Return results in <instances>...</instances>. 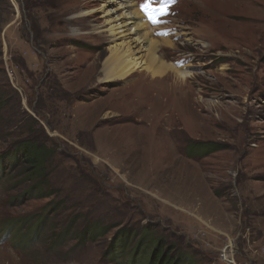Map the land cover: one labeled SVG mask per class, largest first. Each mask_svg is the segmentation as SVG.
<instances>
[{"label": "rangeland", "instance_id": "374dc122", "mask_svg": "<svg viewBox=\"0 0 264 264\" xmlns=\"http://www.w3.org/2000/svg\"><path fill=\"white\" fill-rule=\"evenodd\" d=\"M137 3L0 0V155L53 152L45 180L16 183L21 162L0 184V264H125L139 237L135 264L156 243L183 264H264V0L179 2L160 55L186 60L183 88L141 72ZM117 51L138 69L106 82ZM195 142L223 150L192 158Z\"/></svg>", "mask_w": 264, "mask_h": 264}, {"label": "trees", "instance_id": "16d2710c", "mask_svg": "<svg viewBox=\"0 0 264 264\" xmlns=\"http://www.w3.org/2000/svg\"><path fill=\"white\" fill-rule=\"evenodd\" d=\"M2 102V101H1ZM4 103V102H3ZM2 103V104H3ZM193 145L196 147V150L193 151L194 155H192V158H200L204 159L208 156H210L213 153L219 152L223 150V146L217 143L213 142H195ZM13 149V150H12ZM20 155V156H19ZM53 152L48 149L44 144H41L40 142L35 141H25L23 143H18L14 147L11 148V150H7L0 155V184L3 182L11 183L13 180L12 177L15 178L14 174L17 172L16 169L19 165V163L22 162V169L19 172V181L16 183H23V182H31L33 179L36 178L44 179V173H45V167L47 164V161L52 157ZM15 156V157H14ZM191 157V156H190ZM21 161L19 162L18 160ZM21 167V166H19ZM18 167V168H19ZM17 179V178H15ZM45 180V179H44ZM44 180H41L40 182L35 183L36 186H31L28 189V192L24 193V195H28L29 197H32L33 195H43L44 188L42 187ZM42 193V194H41ZM47 197H52V194ZM21 199V197H19ZM29 223L27 224L29 226ZM17 224L13 225L10 230L14 227H16ZM97 234H101L102 231L94 228H87L86 231L82 233V239H94ZM131 236L128 234L123 235V233L120 234L119 238L116 240L119 241L118 245L115 247V249L121 248L120 250H123V246H127V241L130 240ZM129 238V239H128ZM122 239H125L123 242ZM144 244V240L141 244V237L135 242L133 246L132 255L130 256V260L126 262L125 264H135V262L141 258V252L139 253V257L136 259L138 254H136L137 250L142 247ZM155 246V247H154ZM169 246V245H168ZM168 246L156 243V245H153L150 247L151 251V257L149 264H183L184 261L181 259L178 261L176 259H173L169 256V248ZM114 247L111 251L115 250ZM110 258L113 262L118 261L121 259V256H118L111 253Z\"/></svg>", "mask_w": 264, "mask_h": 264}, {"label": "bare ground", "instance_id": "6f19581e", "mask_svg": "<svg viewBox=\"0 0 264 264\" xmlns=\"http://www.w3.org/2000/svg\"><path fill=\"white\" fill-rule=\"evenodd\" d=\"M126 3V8L130 9L133 8L134 4H129V0H124ZM189 4L196 5L197 2H189ZM129 24L131 25L135 31L136 36L139 38L141 43L144 45L142 46V51L146 53L148 66L145 70L141 71L144 72L147 78H152V82L168 80L172 76L174 77L173 86L185 87L188 75H184L178 72L174 67L168 65L163 57L160 55L166 49L175 48V44L171 42L170 39H154L151 38L152 30L149 31L148 24L144 23L143 17L139 11L133 9L131 12V16L129 17ZM143 35V36H138ZM163 44V46H162ZM137 65V64H136ZM135 62L128 61L127 57H118V51L110 58L105 66V81L112 82L117 80H123L125 78H129L135 75V72L138 68H136ZM172 73V74H171ZM177 98V97H176ZM229 253H233L230 250ZM225 258L228 256L225 255Z\"/></svg>", "mask_w": 264, "mask_h": 264}, {"label": "built area", "instance_id": "2783aa9c", "mask_svg": "<svg viewBox=\"0 0 264 264\" xmlns=\"http://www.w3.org/2000/svg\"><path fill=\"white\" fill-rule=\"evenodd\" d=\"M225 253V252H224ZM223 259V261L226 263V264H230V261H229V259H228V257L227 258H225V257H222ZM228 259V260H227Z\"/></svg>", "mask_w": 264, "mask_h": 264}, {"label": "crops", "instance_id": "0c3cea01", "mask_svg": "<svg viewBox=\"0 0 264 264\" xmlns=\"http://www.w3.org/2000/svg\"><path fill=\"white\" fill-rule=\"evenodd\" d=\"M212 213H214V212H212Z\"/></svg>", "mask_w": 264, "mask_h": 264}]
</instances>
